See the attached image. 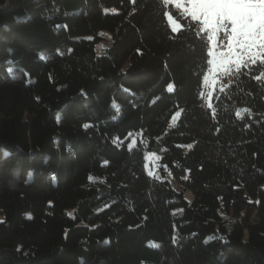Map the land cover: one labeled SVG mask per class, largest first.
Listing matches in <instances>:
<instances>
[{"label":"trees","instance_id":"16d2710c","mask_svg":"<svg viewBox=\"0 0 264 264\" xmlns=\"http://www.w3.org/2000/svg\"><path fill=\"white\" fill-rule=\"evenodd\" d=\"M209 66L163 0H0V264H264V64Z\"/></svg>","mask_w":264,"mask_h":264},{"label":"rangeland","instance_id":"374dc122","mask_svg":"<svg viewBox=\"0 0 264 264\" xmlns=\"http://www.w3.org/2000/svg\"><path fill=\"white\" fill-rule=\"evenodd\" d=\"M179 2L182 7L179 9L186 15L184 7L188 6V0H172V3L176 6ZM179 7V5H177ZM206 11L204 19L201 21L203 29L207 32L210 40V66L204 77V86L206 89L209 102L215 88L220 83V77L226 73L225 68L234 63L239 57L236 53L229 51L228 56H221V53H227L228 47L233 46V37L236 33L232 29L237 27L238 23L247 25L252 29L251 40L248 42V49L251 50L252 55H258L255 51L256 45H260V51H264V4L261 0H209V3L205 6ZM171 16L167 14V18ZM189 16V15H188ZM168 19L169 25L175 32L178 31L182 25L173 16ZM256 28H259L261 38L257 39ZM105 35V43L109 41V33L103 32ZM101 43L97 46V51L101 52L105 49L107 44ZM103 45V47H100ZM216 61L215 72L213 71V63ZM234 69L232 66L230 70ZM228 72V71H227ZM130 147L136 145L137 135L129 136ZM145 167L146 171L150 175L159 173L161 167L160 156L156 153L145 154ZM166 177L171 182L173 187L178 191H183L185 196L191 201L193 194L190 190L185 188V185L180 180H176L169 171L166 170ZM0 219L5 220L4 214L0 210Z\"/></svg>","mask_w":264,"mask_h":264},{"label":"snow or ice","instance_id":"6c2138e0","mask_svg":"<svg viewBox=\"0 0 264 264\" xmlns=\"http://www.w3.org/2000/svg\"><path fill=\"white\" fill-rule=\"evenodd\" d=\"M132 3H135L136 0H131ZM163 3L165 5L172 3V0H163ZM209 3V0H188V6L184 7V11L193 19L196 21H202L204 19L205 11H206V5ZM261 3L264 4V0H261ZM179 5V7H177ZM176 7L180 8L182 5L177 2ZM172 17L169 16L168 19ZM170 20V19H169ZM173 31H175L173 27ZM233 32L236 33V36L233 37V46L231 48L228 47L227 53H221L220 55L228 56L229 51H232L236 53V55L239 57L237 60H235L234 63H230L226 68L225 71H229V69L234 66V72L240 73L241 69H251L252 65H255L257 61H260L261 64H264V51H260V45L257 44L255 51L258 53V55H252L251 50L246 51L248 49V42L251 40L252 35V29H250L247 25L238 23L237 27L232 29ZM256 36L257 39L261 38V33L259 28H256ZM100 35H105V33H100ZM139 52V50H137ZM43 59V57H41ZM215 72V65L216 61L213 63ZM262 76H264V73L261 75H257L254 77L256 80H261ZM166 90L169 93H172L174 91V83H169L167 85ZM127 91V90H126ZM155 102V101H153ZM85 129L90 127V125H85ZM70 151V149H69ZM108 162L105 161V164ZM69 216H71V213H68ZM28 219H32L30 215L27 217ZM5 223L3 219H0V224ZM107 243V241H105ZM154 247H159V245H153Z\"/></svg>","mask_w":264,"mask_h":264},{"label":"clouds","instance_id":"9594fccd","mask_svg":"<svg viewBox=\"0 0 264 264\" xmlns=\"http://www.w3.org/2000/svg\"><path fill=\"white\" fill-rule=\"evenodd\" d=\"M100 47H103V45H101ZM98 51H99V49H98Z\"/></svg>","mask_w":264,"mask_h":264}]
</instances>
